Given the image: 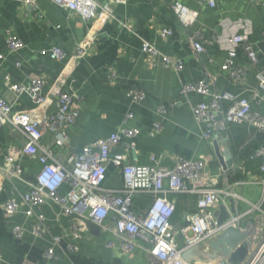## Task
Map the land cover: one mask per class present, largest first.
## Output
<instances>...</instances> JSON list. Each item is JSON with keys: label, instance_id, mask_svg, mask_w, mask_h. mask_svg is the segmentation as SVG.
Segmentation results:
<instances>
[{"label": "crops", "instance_id": "crops-1", "mask_svg": "<svg viewBox=\"0 0 264 264\" xmlns=\"http://www.w3.org/2000/svg\"><path fill=\"white\" fill-rule=\"evenodd\" d=\"M95 1L101 5L98 15L84 19L51 0H37L35 8L17 0H0V51L5 55L0 61V96L13 104L14 119L17 122L37 120L44 128L41 144L50 145L54 133L46 121L58 110L59 93L73 94L72 107L79 111V117L75 123L65 125L71 138V147L63 155L66 165L71 166L73 158L96 140L124 127H136L140 134L134 139L123 136L115 148V151L127 152L130 164L154 165L153 156L165 167H173L179 158L204 159L209 163L208 171L215 183L223 188L232 186L255 203L261 188L262 159L254 153L264 145V131L247 121L228 123L218 143L229 155L230 166L222 171L215 144L204 138L192 112L194 104L210 103L211 95L194 92L184 96L182 88L185 83L204 81L210 85L211 92L230 89L240 97L251 99L252 110L264 116V89L257 78V72L264 68V0H216L214 7L205 0ZM177 1L197 11L195 28L203 32L206 52H197L190 30L175 16L171 4ZM163 28L171 29L173 34L163 36ZM235 33L246 35L256 53L255 64L240 46L231 42ZM10 34L23 40V49L13 52L9 48ZM80 43L91 46L82 58L77 57ZM145 43L182 61L183 69L163 65L145 49ZM53 47L63 48L67 56L62 60L53 58ZM228 60L246 69L242 84L237 85L223 70ZM34 76H43L46 80L42 106L28 93L18 97L7 84L10 78L12 83L28 86ZM133 89H142L145 101L134 103L130 96ZM256 95L258 102L252 99ZM230 104V101L222 102L223 112ZM161 106L166 107L165 113L158 111ZM129 113L133 117L127 119ZM158 121L163 130L153 136L154 124ZM129 142L135 143L134 149H127ZM0 149L1 264H157L146 241L136 239L133 251L123 250L122 237L115 233L110 219L101 227L83 215L66 216L62 206L52 200L35 208L46 217L48 232L42 236L32 232L35 218L24 213L25 207L14 216L7 215L4 204L12 198L21 201L37 183L42 163L31 155L40 156L42 151L9 124L0 125ZM11 153L24 170L19 177L7 175L3 170ZM104 186L123 188V168L110 166ZM69 190V184L65 183L60 192L65 195ZM169 197L175 204L172 217L175 225L182 223L186 213L197 210L196 193H170ZM152 203L153 197L142 194L136 199L135 209L141 214L147 213ZM249 207L239 202L240 210ZM73 223L81 231L79 239L69 233ZM246 223L252 230L257 227L264 230V217L255 221L248 218ZM16 225L25 229L21 237L14 234ZM231 235L228 239L232 241ZM55 236L63 238L55 245L56 257L49 259L45 251L54 245ZM209 242L194 250L191 258L194 264L218 262L217 250H212L216 246L213 244L210 248ZM74 245L78 246L77 251L71 249ZM241 253L244 257L245 248Z\"/></svg>", "mask_w": 264, "mask_h": 264}, {"label": "built area", "instance_id": "built-area-1", "mask_svg": "<svg viewBox=\"0 0 264 264\" xmlns=\"http://www.w3.org/2000/svg\"><path fill=\"white\" fill-rule=\"evenodd\" d=\"M22 5L32 8L37 7V0H17ZM59 7L77 13L84 19H92L99 13L101 5L95 0H51ZM214 7L216 0H205ZM171 8L179 22L190 30L191 41L199 53L207 51V41L204 39L200 28H195L198 20L196 10L181 3L174 2ZM161 34L169 37L173 31L163 28ZM231 42L234 46H240L253 64L257 62L256 53L245 34L235 33ZM7 44L13 52L24 48L22 39L16 35H9ZM90 45L80 43L77 48V57L86 56ZM145 49L161 61L163 65H172L182 70V61L174 60L171 56L162 54L149 43H145ZM234 53V51H233ZM51 56L62 60L67 52L60 47L51 49ZM5 55L0 51V61ZM229 77L237 84H242L246 76V69L242 66H235L232 60H228L222 66ZM260 86L264 89V68L257 72ZM8 87L21 97L25 93L33 96L35 103L44 105L45 97L43 90L46 80L43 76H34L31 84L26 86L12 83L10 78L7 81ZM211 95V102H200L192 106L195 120L203 131L205 139L211 140L214 144L227 130L228 123L250 122L257 128L264 131V116L254 112L251 107V99L240 97L230 89L211 92L207 82L185 83L182 94L188 96L190 93ZM133 102L140 104L146 99L142 89H133L130 92ZM254 101H259L254 96ZM75 100L73 94L61 92L58 95V110L51 115L47 121V127L54 133L50 145H42L44 128L37 120H24L17 122L14 119L13 104L0 96V125H13L23 133L28 141L40 148V156L32 153L42 163V168L37 176V183L32 190L23 195L22 200L15 198L4 204L7 215L14 216L22 211L27 216L34 217L35 222L32 232L36 236H42L48 232L45 222V215L35 210L47 200H52L62 206L63 214L66 216L83 215L84 218L99 225L105 226L110 219L116 234L122 237L121 248L127 252L135 249L136 239L149 243V253L157 264H194L192 256L185 258L188 251H193L200 245L205 244L221 234H228L230 228L248 237L245 259L242 264H264V230L261 227L251 229L246 227L240 229L243 220L264 217V145L259 146L254 155L262 159L260 181L261 188L255 203L237 193L232 186L223 188L214 182L211 173L208 171V161L204 159L179 158L173 167H165L160 164V159L153 156L154 165H133L128 162L127 152L115 151L121 143L123 136L134 139L140 134L136 127H124L104 139L96 140L91 145L85 146L82 154L73 158L72 165H66L63 155L71 147V138L65 130V125L73 124L79 117V111L72 107ZM230 101V106L223 112L222 102ZM160 113L166 112V107L161 106ZM133 113L127 115L132 118ZM163 130L160 121L154 124L152 135L155 136ZM219 146V144H218ZM135 143H127V149H134ZM220 151L222 149L220 148ZM1 154V149H0ZM110 166L122 167L125 175V186L120 189L107 188L104 186ZM7 175L19 177L24 170L15 154L7 155V162L3 167ZM222 171H227L221 168ZM69 184L70 190L62 194L60 189L63 184ZM240 184H246L241 182ZM196 193L198 194L197 210L186 213L182 223L175 225L172 217L175 213V204L170 199V193ZM148 194L153 197V203L147 213L141 214L135 209L136 199ZM235 201L236 212L231 211L230 200ZM239 202L247 203L250 207L246 210L239 209ZM225 205L230 217L222 224H218L216 215L220 207ZM24 227L16 225L14 234L21 237L24 234ZM242 231V232H241ZM262 232V233H261ZM75 238L81 237V231L77 223H73L69 230ZM63 236L54 237V245L47 247L45 255L49 259L56 257L55 245L61 242ZM222 240H219L221 242ZM77 251L78 246H71ZM193 254V253H192ZM3 259L0 256V264ZM217 263L226 264L223 259ZM228 263V262H227Z\"/></svg>", "mask_w": 264, "mask_h": 264}, {"label": "rangeland", "instance_id": "rangeland-1", "mask_svg": "<svg viewBox=\"0 0 264 264\" xmlns=\"http://www.w3.org/2000/svg\"><path fill=\"white\" fill-rule=\"evenodd\" d=\"M240 209H242V205H240ZM246 227H247L246 220H243L241 222L240 229L245 230ZM231 231L232 230L230 228L228 230V234H221V235H218L216 238L211 239L208 245L210 248L213 244L216 246L212 250H217V252L215 253L218 256L217 260L223 259L226 264H242L244 262L245 256L241 257L242 255L241 252L244 251V248L245 250L247 248L246 241L248 240V237L246 238L244 234L242 233L240 234L239 232L235 230H234L235 232H231ZM229 235H231L230 238L232 239V241L228 239ZM219 240H222V241L219 242Z\"/></svg>", "mask_w": 264, "mask_h": 264}, {"label": "water", "instance_id": "water-1", "mask_svg": "<svg viewBox=\"0 0 264 264\" xmlns=\"http://www.w3.org/2000/svg\"><path fill=\"white\" fill-rule=\"evenodd\" d=\"M215 150H216V155L219 158L223 168L225 170H228L230 163L228 162L229 160V155L226 154L225 152H221L220 148L218 146L217 143H215ZM228 162V163H227ZM259 194V193H258ZM230 206H231V211L234 213L236 212V208H235V201L233 199L230 200ZM216 215L218 216V224H222L224 221H226L229 217L230 214L227 210V208L225 207V205H222L219 209V211H217ZM193 251H188L185 254V258L190 259L192 256Z\"/></svg>", "mask_w": 264, "mask_h": 264}, {"label": "trees", "instance_id": "trees-1", "mask_svg": "<svg viewBox=\"0 0 264 264\" xmlns=\"http://www.w3.org/2000/svg\"><path fill=\"white\" fill-rule=\"evenodd\" d=\"M144 206H145V203L142 204V207H144Z\"/></svg>", "mask_w": 264, "mask_h": 264}, {"label": "bare ground", "instance_id": "bare-ground-1", "mask_svg": "<svg viewBox=\"0 0 264 264\" xmlns=\"http://www.w3.org/2000/svg\"><path fill=\"white\" fill-rule=\"evenodd\" d=\"M215 264H221V263H217V262H215Z\"/></svg>", "mask_w": 264, "mask_h": 264}]
</instances>
